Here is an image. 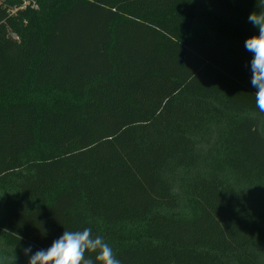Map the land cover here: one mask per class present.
I'll use <instances>...</instances> for the list:
<instances>
[{
    "label": "trees",
    "instance_id": "1",
    "mask_svg": "<svg viewBox=\"0 0 264 264\" xmlns=\"http://www.w3.org/2000/svg\"><path fill=\"white\" fill-rule=\"evenodd\" d=\"M28 1H0V264L85 227L122 264H264L261 0Z\"/></svg>",
    "mask_w": 264,
    "mask_h": 264
},
{
    "label": "clouds",
    "instance_id": "2",
    "mask_svg": "<svg viewBox=\"0 0 264 264\" xmlns=\"http://www.w3.org/2000/svg\"><path fill=\"white\" fill-rule=\"evenodd\" d=\"M259 7V12L253 11L248 16V22L258 29V34L247 38L244 46L252 54L250 82L256 89L255 106L264 112V0H261ZM23 252L28 256V264H122L103 236L93 235L91 227L64 230L50 247L33 252L29 245ZM89 254H94V259Z\"/></svg>",
    "mask_w": 264,
    "mask_h": 264
},
{
    "label": "built area",
    "instance_id": "3",
    "mask_svg": "<svg viewBox=\"0 0 264 264\" xmlns=\"http://www.w3.org/2000/svg\"><path fill=\"white\" fill-rule=\"evenodd\" d=\"M28 2H29L28 0H24V5H23V6H25ZM23 6H22V7H23ZM14 12H15V11H14Z\"/></svg>",
    "mask_w": 264,
    "mask_h": 264
},
{
    "label": "rangeland",
    "instance_id": "4",
    "mask_svg": "<svg viewBox=\"0 0 264 264\" xmlns=\"http://www.w3.org/2000/svg\"><path fill=\"white\" fill-rule=\"evenodd\" d=\"M0 1H3V0H0Z\"/></svg>",
    "mask_w": 264,
    "mask_h": 264
}]
</instances>
